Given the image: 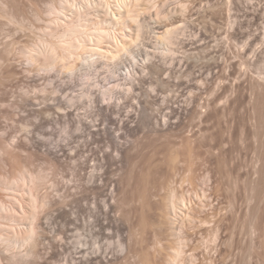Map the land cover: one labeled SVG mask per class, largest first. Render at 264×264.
<instances>
[{
    "label": "rangeland",
    "instance_id": "374dc122",
    "mask_svg": "<svg viewBox=\"0 0 264 264\" xmlns=\"http://www.w3.org/2000/svg\"><path fill=\"white\" fill-rule=\"evenodd\" d=\"M121 2L36 0L42 18L28 4L30 31L4 26L0 40L18 50L31 30H48L57 15L77 20V9L89 3L90 19L109 8L120 26ZM133 3L147 24L135 53L141 62L149 54L155 68L140 67L131 55L118 63L82 58L72 74L59 67L40 78L16 56L17 79L0 88L1 143L33 170L48 176L56 168L48 177L59 179L57 188L44 185L55 205L51 220L42 219L46 230L30 264H264V0ZM163 26L176 32L169 55L159 39ZM132 65H139L134 92L118 85ZM90 90L105 110L111 103L116 125L109 133L99 107H89ZM111 90L114 99L105 101ZM182 199L193 219L175 216ZM93 233L83 249L79 242Z\"/></svg>",
    "mask_w": 264,
    "mask_h": 264
},
{
    "label": "bare ground",
    "instance_id": "6f19581e",
    "mask_svg": "<svg viewBox=\"0 0 264 264\" xmlns=\"http://www.w3.org/2000/svg\"><path fill=\"white\" fill-rule=\"evenodd\" d=\"M139 1L140 0H136L133 2ZM34 2L33 0H0V28L2 29L6 26H10L9 28H11L12 30L14 28V30L18 31L19 33H26L27 31H30V28H32L30 27L31 24L29 25V20L26 21L28 16L27 8L31 6V9L33 10L35 15H33L34 18L37 16L36 18L41 19L42 12H44H41V8H38V6ZM133 2L131 0H122V4L119 7V17L121 19H124L125 25L126 23H134L135 25L133 31L129 28L131 32L128 30L127 32L125 30L126 28L124 29L120 27L124 23L120 24L119 26L120 21H118V17L116 16L118 14H114L115 12L112 13L108 7H106V9H108L105 17L101 16L102 18H100L99 20L96 19V21H93L94 19H90L89 16L93 13H91L89 3L88 6H80L77 9V20H62V18L58 17L57 15V17L54 18L55 20H53L52 24L48 26V30L42 29L43 32L36 35L33 34L34 30H31L32 34L26 35L27 38L24 39L23 45H20L21 47L18 50H15V48L13 47L15 45V42L9 40L11 42L6 41V43L3 44V40H0V88L9 86L8 84H10L11 82L13 83V78H16L18 69L23 68L26 72L37 71L38 77L40 78L43 77L44 71L50 69H59V67L62 68L64 73L72 74L76 72L75 69H77L75 65L76 60L79 59V62L82 58L88 60V63L89 61H91L93 64H97L99 61H105V59L112 62H117L119 60L121 61L124 59V56L131 55L134 59H137V63H143L140 67H143L144 69L155 68V66H153L152 64L153 59H151L149 54H147L146 60L144 62H141V60L144 59H139L137 57V54L135 53L134 47L139 46L140 39L143 35L142 33L147 28V24L145 21L140 20V13H138V10H136L137 6H139L140 4L138 5V3ZM28 4H30V6L26 8ZM56 4H54V7L57 9L58 4L57 6ZM100 5H102V3ZM87 16L89 17V19H86ZM83 20H85V22L86 20H88V22L82 23ZM31 22L32 21H30V23ZM43 27L46 28L47 26L45 27L44 25ZM159 27L160 26H158V29ZM165 28H167V26H165ZM165 28L164 26L161 27V30L163 29L164 31L160 34L159 39L164 40V43L166 45L165 51L162 52L163 55H169L174 53L175 51L173 46L176 40V37L174 36L176 32L175 29ZM1 37L2 39L4 38V36ZM16 56L20 57L24 61L23 62L21 60L23 62L21 64V68L16 64ZM138 67L139 65L127 66L124 71L120 73L118 79L120 81V84H118L119 87H128L127 91L130 92H134L137 87L139 88V81L137 82L139 78L137 76ZM114 93L115 91L113 90L108 91L107 93L105 92V95L103 94L104 100L109 101L114 99ZM86 94L89 98L90 109L96 110V108L99 107L98 112L101 113L100 115H98L102 118L101 120H98L102 121L101 123L103 125L101 129L105 133H109V124L115 123V120H113L110 112L108 111V109H110L111 103H108V105H106L108 108L105 110V106L98 105L99 102L97 101V96L93 91H87ZM24 101L28 102V100ZM59 104L61 108L62 103ZM67 115H69V113ZM68 117L66 116L67 119ZM73 122L72 120H67L66 126L68 128H71L72 126H74L72 125ZM119 122H121V124H124L123 121ZM77 123L78 130H84L83 127L86 125V123L82 119H80ZM114 143L116 150L120 153V148L118 147L119 144L116 141ZM9 148L7 147V145H4V142L2 144L0 141V153L3 154V158L7 161V165H9L6 171L1 172L0 170V264H30L33 258L39 256V246L42 243V238L46 230L43 229L45 227L43 226L44 223L42 224V219L51 218V216L53 215V213H51V209L55 205L51 200V192H47V190L44 191V185L49 181L52 182L51 186H53V188H57L59 186V179L56 176L54 179L49 178L52 174L56 175V168V170L54 169V172L52 174H48V177L47 174L44 173V170L36 171L30 168L31 166H29V164L27 166L23 165L21 162L22 160L19 159L20 156L11 151L13 149L15 151V148ZM57 151V146L54 147V149H50V152L55 153ZM5 196H10V200H7ZM173 210L175 216L178 215V212L181 216L182 212L184 218L189 220L194 218L192 207H190V205L184 199L179 201L178 204H174ZM92 235H94V233L88 234L85 240H79V243L81 244L83 249L87 247L86 245L88 244V241L91 239ZM119 242V244H121L123 249L126 251L128 247L125 245L121 235H119ZM83 245L86 247H84ZM21 248H25L23 255L21 252H18Z\"/></svg>",
    "mask_w": 264,
    "mask_h": 264
}]
</instances>
